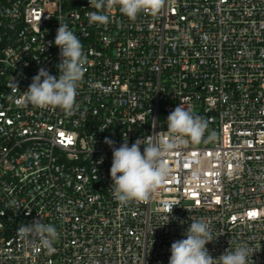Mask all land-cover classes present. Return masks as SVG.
Masks as SVG:
<instances>
[{"label": "built area", "instance_id": "1", "mask_svg": "<svg viewBox=\"0 0 264 264\" xmlns=\"http://www.w3.org/2000/svg\"><path fill=\"white\" fill-rule=\"evenodd\" d=\"M93 11L0 0V264H168L200 218L214 258L245 245L264 264V0H165L134 21L115 7L107 24L90 23ZM60 23L87 57L71 115L17 103L40 68L59 76ZM181 104L208 121L203 137L169 153L147 202L119 204L105 139L167 138ZM38 219L60 234L51 255L17 233Z\"/></svg>", "mask_w": 264, "mask_h": 264}, {"label": "clouds", "instance_id": "2", "mask_svg": "<svg viewBox=\"0 0 264 264\" xmlns=\"http://www.w3.org/2000/svg\"><path fill=\"white\" fill-rule=\"evenodd\" d=\"M164 3L165 0H89L90 7L95 9L89 14V22L109 23L110 17L105 14V10L115 7L119 8L123 16L134 21L141 12L153 15L159 13ZM54 44L60 49L61 63L57 65L59 76H53L48 70L40 68L27 90L20 92L24 101L17 103L31 104L41 109L59 108L65 115H71L78 108L77 90L86 71L87 57L81 41L66 24L60 23ZM12 84L19 92L18 85ZM166 122L167 138L149 135L129 146L125 136L118 148L114 147V141L105 139V143L112 148L110 189L119 204L147 202L170 175L171 170L166 162L169 153L183 143L184 137L194 143L199 142L208 128V121L203 116L194 114L182 104L168 115ZM191 220L184 233L185 238L171 244L168 264H254V252L245 245H237L234 249L229 246L224 253L214 258L206 247L217 238L212 233L210 222L206 218ZM17 233L21 237H39L41 247L49 255L56 251L54 244L60 235L53 225L44 224L40 219L20 225Z\"/></svg>", "mask_w": 264, "mask_h": 264}, {"label": "snow or ice", "instance_id": "3", "mask_svg": "<svg viewBox=\"0 0 264 264\" xmlns=\"http://www.w3.org/2000/svg\"><path fill=\"white\" fill-rule=\"evenodd\" d=\"M252 215H254V213Z\"/></svg>", "mask_w": 264, "mask_h": 264}]
</instances>
